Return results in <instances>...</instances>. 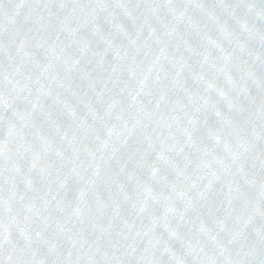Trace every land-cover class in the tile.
<instances>
[{
    "label": "water",
    "instance_id": "1",
    "mask_svg": "<svg viewBox=\"0 0 264 264\" xmlns=\"http://www.w3.org/2000/svg\"><path fill=\"white\" fill-rule=\"evenodd\" d=\"M0 264H264V0H0Z\"/></svg>",
    "mask_w": 264,
    "mask_h": 264
}]
</instances>
